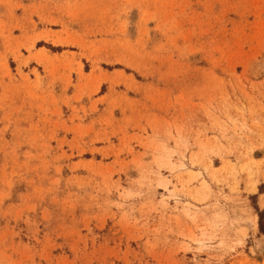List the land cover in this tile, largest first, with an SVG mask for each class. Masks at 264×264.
I'll return each instance as SVG.
<instances>
[{
    "label": "rangeland",
    "instance_id": "374dc122",
    "mask_svg": "<svg viewBox=\"0 0 264 264\" xmlns=\"http://www.w3.org/2000/svg\"><path fill=\"white\" fill-rule=\"evenodd\" d=\"M0 264H264V0H0Z\"/></svg>",
    "mask_w": 264,
    "mask_h": 264
}]
</instances>
